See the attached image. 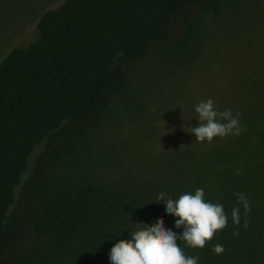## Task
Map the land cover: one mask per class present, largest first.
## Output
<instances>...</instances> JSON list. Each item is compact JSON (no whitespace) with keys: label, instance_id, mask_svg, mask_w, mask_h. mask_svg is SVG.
I'll list each match as a JSON object with an SVG mask.
<instances>
[{"label":"trees","instance_id":"trees-1","mask_svg":"<svg viewBox=\"0 0 264 264\" xmlns=\"http://www.w3.org/2000/svg\"><path fill=\"white\" fill-rule=\"evenodd\" d=\"M189 1L65 0L40 16L36 40L14 47L0 63V264H111V248L130 239L137 223L163 218L182 234L178 218L156 198L165 192L179 199L197 188L206 202L223 205L228 223L203 248L178 240L185 255L199 256L198 264H264V67L240 85L258 99L234 113L245 129L240 135L173 145L159 156L149 146L130 161L109 127L91 126L107 115L115 123L113 115L128 103L104 99L120 58L140 52ZM228 3L225 13L220 8L226 33L264 30V0ZM182 50L179 63L191 62L192 51ZM139 101L138 110L145 104ZM34 168L40 173L25 197L28 217L13 224ZM236 192L248 199L247 216ZM233 208L240 209L239 225ZM28 223L41 237L25 253L12 246ZM216 244L222 254L212 251Z\"/></svg>","mask_w":264,"mask_h":264},{"label":"rangeland","instance_id":"rangeland-1","mask_svg":"<svg viewBox=\"0 0 264 264\" xmlns=\"http://www.w3.org/2000/svg\"><path fill=\"white\" fill-rule=\"evenodd\" d=\"M64 1L0 0V63L14 47L36 40L40 16ZM228 6V0H191L170 16L166 26L155 32L140 52L120 58L104 99H128V103L113 115L115 123L107 121V115L91 126L109 127L120 146L126 148L125 156L130 161L135 155L141 156L140 152L149 153V146L159 156L166 147L197 144L191 128L199 124L195 106L201 101L212 99L217 111L230 109L234 115L258 100L249 99L247 89L240 85L262 73L264 30L257 26L232 33L234 29L230 27L226 33L228 28L221 25L229 22L222 18L220 8L225 13ZM179 47L192 51L191 62L179 63L185 54L184 50L178 51ZM139 99L145 101L140 110ZM149 134H155L151 145ZM32 172L22 188L24 198L15 207L13 224L28 217L30 199L25 197L40 168ZM40 237L35 226L28 223L22 229L20 243L15 241L12 248L26 253Z\"/></svg>","mask_w":264,"mask_h":264},{"label":"clouds","instance_id":"clouds-1","mask_svg":"<svg viewBox=\"0 0 264 264\" xmlns=\"http://www.w3.org/2000/svg\"><path fill=\"white\" fill-rule=\"evenodd\" d=\"M214 103L212 99H207L195 106L199 124L191 128V133L196 136L197 143H211L214 137L240 135L245 130L230 109L217 111ZM234 195L247 216L251 212L247 197L241 192ZM166 197L168 194L161 192L156 199L165 203L168 214L178 218L175 227H183L182 234L169 229L163 218L152 225L137 223L138 230L131 231L130 239H121L111 248V264H198L199 256H186L177 241L192 248H203L218 230L227 226L228 216L223 205L206 202L202 188H197L194 194L186 192L179 199ZM231 218L233 223L240 224L239 208L232 209ZM249 224L250 221L245 220L244 228L247 229ZM234 235H239V232H234ZM212 251L219 255L225 249L223 245L216 244Z\"/></svg>","mask_w":264,"mask_h":264}]
</instances>
